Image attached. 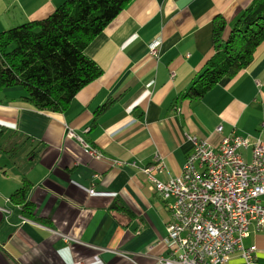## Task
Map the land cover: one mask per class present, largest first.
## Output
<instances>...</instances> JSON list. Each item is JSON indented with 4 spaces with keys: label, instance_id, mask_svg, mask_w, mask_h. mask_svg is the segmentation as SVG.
<instances>
[{
    "label": "crops",
    "instance_id": "crops-1",
    "mask_svg": "<svg viewBox=\"0 0 264 264\" xmlns=\"http://www.w3.org/2000/svg\"><path fill=\"white\" fill-rule=\"evenodd\" d=\"M65 1L0 0V32L44 20ZM253 1L133 0L87 48L102 75L66 112L37 110L21 87L0 91V264H159L168 256L161 240L171 213L142 170L159 160V180L180 177L192 137L213 148L232 134L264 141V42L249 69L202 100L184 98L212 53L214 20L224 18L228 32ZM242 154L251 161V149ZM25 184L30 219L12 201ZM245 246L264 264V233ZM228 264L242 260L235 254Z\"/></svg>",
    "mask_w": 264,
    "mask_h": 264
},
{
    "label": "trees",
    "instance_id": "trees-1",
    "mask_svg": "<svg viewBox=\"0 0 264 264\" xmlns=\"http://www.w3.org/2000/svg\"><path fill=\"white\" fill-rule=\"evenodd\" d=\"M133 0H66L48 18L0 32V91L23 88L22 101L39 111L66 112L71 101L102 71L87 56L89 45ZM213 48L204 70L184 98L202 100L224 78H233L254 62L264 42V0H254L230 34L222 17L214 20ZM108 104L98 110L104 113ZM29 185L12 196L33 218Z\"/></svg>",
    "mask_w": 264,
    "mask_h": 264
},
{
    "label": "built area",
    "instance_id": "built-area-1",
    "mask_svg": "<svg viewBox=\"0 0 264 264\" xmlns=\"http://www.w3.org/2000/svg\"><path fill=\"white\" fill-rule=\"evenodd\" d=\"M160 45L159 40L150 45L154 58L159 57ZM67 136L78 139L95 159L104 157L72 129H68ZM189 139L194 147L180 177L159 180L157 175L165 168L159 160L142 170L172 217L167 235L161 240L168 256L158 259V263L228 264L238 254L242 264H260L256 247H246L245 240L264 233V141L232 134L213 148L196 137ZM246 149H251L250 162L242 154ZM94 193L93 187L90 195ZM70 240L66 238V242ZM102 251L120 254L113 249Z\"/></svg>",
    "mask_w": 264,
    "mask_h": 264
},
{
    "label": "rangeland",
    "instance_id": "rangeland-1",
    "mask_svg": "<svg viewBox=\"0 0 264 264\" xmlns=\"http://www.w3.org/2000/svg\"><path fill=\"white\" fill-rule=\"evenodd\" d=\"M229 32H230V31H228V32L226 33V36H228V35H229Z\"/></svg>",
    "mask_w": 264,
    "mask_h": 264
}]
</instances>
